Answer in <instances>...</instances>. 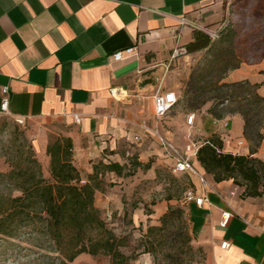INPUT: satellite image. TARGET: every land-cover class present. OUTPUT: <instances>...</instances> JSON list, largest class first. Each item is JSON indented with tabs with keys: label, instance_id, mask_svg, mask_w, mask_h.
<instances>
[{
	"label": "crops",
	"instance_id": "obj_1",
	"mask_svg": "<svg viewBox=\"0 0 264 264\" xmlns=\"http://www.w3.org/2000/svg\"><path fill=\"white\" fill-rule=\"evenodd\" d=\"M231 1L0 0V100L7 87L12 116L40 126L43 133L62 128L72 140L73 164L82 174L90 173L103 149L144 137L138 124L148 125L149 109L154 125L163 119L179 129L191 127L186 123L191 112L185 114L179 102L156 119L152 96L165 90L179 96L190 71L187 54L173 55V49L185 48L193 29L218 22ZM129 47L132 55L113 58ZM242 66L222 81L232 82L229 74ZM111 88L124 90V96H112ZM196 122L200 129L204 120L196 116ZM228 134L219 136L222 150L249 155L241 115L231 116ZM46 144V138L37 140L40 152ZM197 147L190 153L193 161ZM259 149L251 156L259 157ZM215 183L218 190L191 178L196 193L209 202L185 203L197 242L207 251L205 264H264V204L251 196L238 199L227 193L228 183ZM225 209L235 215L221 226ZM224 241L228 244L222 248Z\"/></svg>",
	"mask_w": 264,
	"mask_h": 264
},
{
	"label": "rangeland",
	"instance_id": "obj_2",
	"mask_svg": "<svg viewBox=\"0 0 264 264\" xmlns=\"http://www.w3.org/2000/svg\"><path fill=\"white\" fill-rule=\"evenodd\" d=\"M199 29L207 32L215 41L229 30L233 31V49L240 65L243 66L229 74L230 81L247 79L252 83L264 82V0H232L218 22L213 26L203 25ZM223 46L227 47V44ZM186 54L190 72L197 73L202 67L208 72L210 67L205 68L198 64L207 54L206 50L193 53L186 51ZM220 66V63H214L211 70ZM186 81L187 79L182 81L179 96L183 93ZM261 93L264 95V85ZM216 103L217 101L211 100L198 109H189L180 101L179 106L185 114L191 111L195 113L191 127L186 130L179 129L174 122L166 124L163 119L159 120L161 123L154 125L150 109V120L147 123L149 126H156L175 147L190 155L191 150L200 146L206 139L229 137L231 116L238 113L230 111L231 100H225L218 106H215ZM209 109H214V116L208 112ZM196 116L204 120L200 129L196 124ZM248 116L261 118V124H264V103L249 111ZM213 118H227L229 126L227 129H220L214 125L216 131L211 132L214 128L211 122ZM39 127L19 125L8 116H0V172H7L13 162L21 160L17 157L16 148L23 146L24 150L28 147L32 149L42 166L44 177H50L49 156L46 154V148L42 152L39 151L37 140L46 138L48 144L57 137L66 136L62 128L55 126L45 132V137ZM203 129L208 133H203ZM144 134L143 138L137 140H123L113 150L105 148L101 155L94 158L95 163L115 161L123 165L120 174L115 171H102L99 176L101 187L95 192L94 202L98 205L107 228L119 238L120 251L129 257L127 264H205L207 251L197 242L189 212L183 201V192L191 184V177L183 173H173L172 159L164 153L159 141L147 133ZM247 144L250 149L251 144L248 141ZM261 146H264V140L257 148H260L257 158L264 161V148ZM239 152L241 153V149ZM207 178L218 190L211 175L208 174ZM222 182L228 183L229 189L226 191L231 196L238 199L249 197L243 193L244 183H234L231 178ZM0 192H6L1 184ZM169 196L172 197L170 200L167 199ZM254 200L264 204V194ZM169 205L177 210L166 230L147 235L148 227L161 225L160 217L168 210ZM13 243L11 245L7 240H0V264H37L42 261L40 255L45 253V250L39 248L34 240L21 238ZM68 264H110V258L102 254L93 256L82 253Z\"/></svg>",
	"mask_w": 264,
	"mask_h": 264
},
{
	"label": "trees",
	"instance_id": "obj_3",
	"mask_svg": "<svg viewBox=\"0 0 264 264\" xmlns=\"http://www.w3.org/2000/svg\"><path fill=\"white\" fill-rule=\"evenodd\" d=\"M192 37L185 45L186 51L206 50L207 54L198 64L210 68L208 72L203 67L197 73L190 72L177 102L183 101L187 108L198 109L211 100L217 101L215 106L231 100L230 111L241 115L243 136L251 144L249 155L233 154L222 150L219 136L211 137L197 148L193 162L215 182L231 178L234 183H244V195L260 196L264 194V161L251 155L264 140V124L261 118H250L248 112L264 103V95L259 93L261 83L247 79L222 81L228 70L242 65L233 49L232 30L215 41L207 32L195 28ZM214 63L221 66L211 70ZM214 109L208 111L213 116ZM16 152L21 160L13 162L7 172H0V184L6 190L0 192V240H7L11 245L21 238L34 240L45 250L40 255L42 261L37 264H68L82 253L107 255L110 264H127L129 257L120 251L119 238L107 228L94 202L95 192L101 187L102 171L120 174L123 165L101 161L92 165L90 173L82 174L73 164L71 138L57 137L46 146L50 175L46 178L30 147L24 150L18 146ZM176 210L169 205L160 217L161 225L148 227L147 235L165 231Z\"/></svg>",
	"mask_w": 264,
	"mask_h": 264
},
{
	"label": "built area",
	"instance_id": "obj_4",
	"mask_svg": "<svg viewBox=\"0 0 264 264\" xmlns=\"http://www.w3.org/2000/svg\"><path fill=\"white\" fill-rule=\"evenodd\" d=\"M134 48L129 47L126 48L123 51H117L113 54V58L115 60L122 59L124 56H129L134 53ZM185 53L186 49L183 47H176L173 49V55H178L180 52ZM7 87H4L3 89V97L0 100V116H8L12 118L17 124L19 125H25L26 121L25 118L21 116H12L9 111V99L7 96ZM110 94L112 96H118L123 97L125 94V91H117L116 88L110 89ZM178 96L174 91L171 90H165V91H156L152 96V111L153 115L156 119H159L163 116H165L172 107L177 103ZM195 119L194 113H189L186 118V123L188 125H191ZM74 121H79V116L74 115ZM213 125L216 127H219L220 129H227L229 126V120L227 118H213L212 119ZM138 127L142 129L145 133L155 137L164 153L172 159L171 163V170L173 173H186L191 178H194L202 185L204 188L211 189L213 188L211 183L209 182L207 176L200 171L194 164L191 155L179 150L177 147L174 146V144L171 142V140L163 135L156 126H149L147 124H138ZM134 139H139L138 136H135ZM238 146L243 145V141L237 142ZM81 182H84V180H81ZM183 201L185 203L194 202L197 206H202L204 203L209 202L208 197L204 194H197L196 190L191 186L187 188L183 195ZM235 215L231 210L225 209L222 211L220 225L225 226L228 219ZM227 242H222L221 247L225 248L227 246Z\"/></svg>",
	"mask_w": 264,
	"mask_h": 264
}]
</instances>
